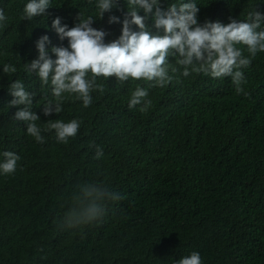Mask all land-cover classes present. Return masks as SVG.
Returning a JSON list of instances; mask_svg holds the SVG:
<instances>
[{
	"label": "trees",
	"instance_id": "1",
	"mask_svg": "<svg viewBox=\"0 0 264 264\" xmlns=\"http://www.w3.org/2000/svg\"><path fill=\"white\" fill-rule=\"evenodd\" d=\"M28 2L0 0L7 16L0 24V153L21 157L15 174L0 173V264H176L193 251L203 264H264V52L241 69L247 95L236 92L231 77L192 71L197 62L185 77L170 56L172 80L164 87L101 76L96 84L104 91L91 92L89 107L64 93L63 111L45 116L43 106L55 99L51 82L42 84L25 64L39 57L36 44L44 35L52 59L53 46H67L53 20L72 27L79 13L92 16V26L109 33L108 43L122 34L129 6L118 0L119 8L101 18L97 0H51L43 16L25 20ZM188 2L200 8L201 24L264 13V0H160L164 9ZM111 15L120 23L109 24ZM145 23L155 34L154 21ZM237 47L250 55L246 46ZM4 64L16 71L5 74ZM17 79L33 94L44 143L27 134L24 121L12 119L24 107L9 105L8 87ZM137 87L152 101L146 112L128 107ZM74 118L81 128L67 144L45 130L48 120ZM91 182L123 199L107 202L102 221L63 226L77 186Z\"/></svg>",
	"mask_w": 264,
	"mask_h": 264
},
{
	"label": "clouds",
	"instance_id": "2",
	"mask_svg": "<svg viewBox=\"0 0 264 264\" xmlns=\"http://www.w3.org/2000/svg\"><path fill=\"white\" fill-rule=\"evenodd\" d=\"M51 0H29L23 8V19L32 20L43 16L50 7ZM129 10L123 19L122 34L112 42H105L109 34L92 25V16L86 19L79 13L74 26H61V19L53 20L51 27L56 30L61 41L67 40V46H53L51 52L56 59L49 56L46 43H51L47 35L42 36L36 47L39 57L25 64L28 72L35 73L42 84L52 85V95L43 106L45 116L57 115L63 111L62 102L66 98L63 94H74L81 100L85 108L92 103L91 92L104 91L103 85L96 84L98 77H115L120 83L133 80L152 82V86L164 87L171 82L168 75V58L175 57L176 63L184 67L183 75H190L189 66L194 62L198 66L192 71L203 72L213 78L231 77L236 92L243 93L242 84L245 82L243 68L249 67L255 56L264 52V13L251 12L247 21H239L230 17L229 23L220 21L199 22L200 8L194 2L172 4L164 9L160 0H127ZM101 18L113 8H119L118 0H97L96 4ZM138 9H143L141 16ZM154 21L155 34L147 30L146 18ZM7 21L3 9H0V24ZM109 24L120 23V18L111 15ZM133 25L139 30H133ZM162 33V34H161ZM246 46L249 56L237 45ZM177 69L172 68L175 72ZM16 68L4 64L5 74L14 73ZM13 97L9 105L24 106L12 117L15 121H24L29 136L36 142L44 143L41 128L35 123L40 116L32 111L33 94L26 90L20 80H15L8 87ZM148 90L137 87L128 103L130 109L141 107L146 112L152 106L148 99ZM82 121L71 119L65 122L60 119L48 120L46 131L54 130L57 142L67 144L70 138H75L81 128ZM94 146V145H92ZM0 173L15 174L21 157L13 151L0 153ZM103 149L96 148V158L103 157ZM123 197L101 182L83 183L77 186L70 199L68 210L64 214L62 225L75 228L96 221H102L107 211V202L119 201ZM176 264H203L199 252L193 251L188 256L181 257Z\"/></svg>",
	"mask_w": 264,
	"mask_h": 264
}]
</instances>
